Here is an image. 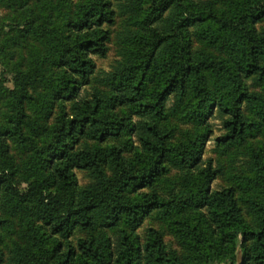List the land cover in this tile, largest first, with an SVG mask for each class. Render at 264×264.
<instances>
[{
  "label": "trees",
  "instance_id": "1",
  "mask_svg": "<svg viewBox=\"0 0 264 264\" xmlns=\"http://www.w3.org/2000/svg\"><path fill=\"white\" fill-rule=\"evenodd\" d=\"M0 5L12 12L0 27V65L12 85L0 80V242L17 221L25 226L23 243H14L8 258L0 250V264H264L260 154L251 153L252 175L238 178L256 192L243 200V210L233 187L210 189L221 167L201 159L209 125L201 119V131L172 142L174 131L165 124L169 99L174 107L192 99L197 118L218 110V144L229 146L254 131L257 123L243 108L264 114V96L247 86L248 80L264 82V0ZM116 16L127 25L117 37L120 60L107 75L109 91L78 98L94 73L93 58L107 54ZM194 39L220 56L194 48ZM21 44L26 51L15 56ZM54 99L63 105L48 126ZM124 134L138 144L131 157H125L129 141L77 146L85 136L102 144ZM169 167L186 173L166 181L163 195L156 184ZM75 170L90 182L80 186ZM190 210L198 212L196 221L179 223L190 252L186 263L158 229L149 228L142 243L133 235L151 214L166 220ZM75 231L86 234L72 246Z\"/></svg>",
  "mask_w": 264,
  "mask_h": 264
},
{
  "label": "rangeland",
  "instance_id": "2",
  "mask_svg": "<svg viewBox=\"0 0 264 264\" xmlns=\"http://www.w3.org/2000/svg\"><path fill=\"white\" fill-rule=\"evenodd\" d=\"M77 0H68L69 3H74ZM115 9L116 3L113 4ZM12 12L7 8L0 5V27L2 19L6 16L11 15ZM126 19L122 16H116L115 22L108 26L110 30V38L107 42L108 51L104 58L94 57L95 70L90 78V82L87 86L80 89L78 98H87L93 91L108 92L109 85L106 81L107 75L113 69L114 65L118 60H120V45L117 39L118 35L126 27ZM261 27V25H258ZM193 46L196 49H202L207 53H211L214 56H220V54L213 48L206 47L202 45L197 39L193 40ZM15 56L21 52L26 51V44H21L16 46L14 49ZM0 80H5L8 87H11L10 76L6 73L3 66L0 65ZM247 86L250 91L256 92L264 96V82H257L254 80H248ZM53 106L50 113L45 119V123L50 126L61 109L63 102L61 100L54 99ZM70 102L65 103L66 109L69 111ZM195 101L192 99H185V101L179 105L175 106L173 101L169 99L166 102V108L169 112V117L165 121L166 126L172 127L174 131V136L172 142L179 140H184L187 137L194 135L196 132L202 130L200 126V120L203 119L205 123L211 128V135L206 141L201 159L202 161H210L213 167L220 166L221 172L216 176L210 185L211 190L220 189L223 187L231 186L235 190V195L237 201L241 208L243 209V200L247 197H254L256 195L255 191L245 189L241 186L239 182V177L251 176L252 172L250 170V156L252 151L260 154L261 161L264 162V114L260 115V112L253 107L245 106L244 115L255 121L257 127L250 134H246L242 140L235 141L229 146L221 145L216 142V138L222 133L221 119L218 110L213 106L210 110L203 112L198 118L190 113V110L194 109ZM119 109V108H118ZM2 121L1 111H0V122ZM129 141L131 143L125 157H131L135 151L136 138L132 134H124L117 139H107L104 143L100 144L98 141L90 140L88 137H82L77 145L79 148L84 146H94V145H104L106 143H124ZM11 152L16 156L17 159L21 156L18 151L11 144ZM186 169L183 167H169L167 175L156 184V188L165 195L166 194V181L175 180L178 181L185 176ZM75 175L78 179V184L84 186L90 182L86 172L75 170ZM20 188L25 187V183L21 180L19 181ZM244 210V209H243ZM198 212L194 210L186 211L179 215H174L166 220L160 219L156 213L149 215L143 222L140 228L134 232V236L138 237L140 243L145 239L146 231L149 228H156L163 234V239L168 248L176 252L183 262L190 261V252L180 232V222L188 219L191 222L196 221ZM119 225L114 230L107 232L108 235L113 236V233L119 229ZM24 223L16 222L14 232H3L2 241L0 242V250L6 253V257H9L8 249L13 247L14 243H23L24 238ZM101 231L98 230L96 235ZM86 233L75 231L72 237L68 240L69 243L74 246L77 238L84 236ZM5 264H8L6 262Z\"/></svg>",
  "mask_w": 264,
  "mask_h": 264
}]
</instances>
